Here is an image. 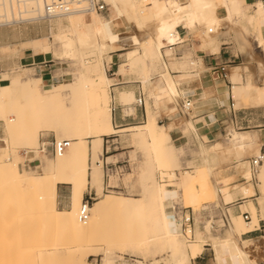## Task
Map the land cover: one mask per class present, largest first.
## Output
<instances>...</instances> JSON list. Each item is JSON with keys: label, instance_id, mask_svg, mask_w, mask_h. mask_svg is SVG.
<instances>
[{"label": "bare ground", "instance_id": "6f19581e", "mask_svg": "<svg viewBox=\"0 0 264 264\" xmlns=\"http://www.w3.org/2000/svg\"><path fill=\"white\" fill-rule=\"evenodd\" d=\"M104 1L111 5L115 13L111 18L104 19L94 10L87 13L76 10L64 14L68 17L65 29L63 28L65 25L63 22H57L59 31L54 37L64 47V51L59 53L60 59L77 62L76 77L71 82L62 83L61 88L53 87L52 90L47 92L39 91V87H41L40 78L20 82L8 81V83L0 85V119L7 133L3 141L6 147L8 143L13 145V138L17 136L18 148L31 149V152L35 156H40L42 173L38 177H32L25 171L19 172L15 162L19 158V151H14L12 159L9 158L3 161L4 158L2 159L1 153V150L4 149L3 147L0 148V166L4 167L13 180L24 186L26 193L29 195L27 201L28 208L40 216V235L42 238L51 237L50 234L52 235V232L54 234L57 232V235L59 234L64 237V240L91 241L103 224L104 217L107 214H134L137 218L136 226L143 232L142 236L137 239L138 245L151 247L154 249V255L158 254L156 251L166 248L172 255H180L179 258L177 257V264H188L189 257H193L200 252L204 244L202 245L200 244L202 242L198 243V241L192 243L189 241V244H185L187 237L182 232L181 217L179 220L174 218L172 205L166 204L163 198V189L155 184L151 171L145 168L143 162L139 170L133 173V175H136V185L143 191L142 198L103 194L102 197L89 205V215L86 222H82L79 219V211L83 203V193L88 185L96 190L98 196L102 194L103 177L101 173V161L98 158V153L101 150L102 136L118 133L112 126L111 114L105 113L101 106L106 104L110 99V96L105 91V88L111 84L105 74L104 64L92 65L89 59L84 58V55L90 50H96L101 55L107 46L114 43L126 42L132 48L126 52L127 62L123 64V72L136 69L142 70L144 65L146 67L150 65L152 72L161 70L163 84H150L147 87L148 101L145 103V106L143 104L147 118L141 126H138L141 129L133 134L130 139L132 144L142 150H150L152 164L158 170L163 172L170 168H181L180 157L173 149L172 133L170 134L177 127L176 123L174 124L171 120L165 126L160 125L157 122L156 114H158L157 110L160 108L172 111L178 110L177 105L174 103L177 100L178 105H180V111L182 110L181 112L186 116L190 115L188 111L189 106H191L190 101L183 103L180 99L181 93H189L181 91L179 85L180 81L191 76V71L187 72L186 69L193 63H191L192 61L189 62L187 55L184 54L185 56L180 61L174 59L167 64L164 58L171 55L167 54L165 49L183 41L178 32V27L183 24L184 29L187 30L186 32L195 30L197 33L199 31L206 36L204 47L209 48L211 51H218L219 43L216 42L218 36L228 35L233 26L240 20L246 21L249 25L254 22L260 24V21L264 20V6L262 3H258L251 13H245L243 6L236 2V0H186L184 2H181V0H164L162 3H159L157 0ZM147 1L151 3L148 9H152L150 17L155 24L153 26L154 29H151L153 30L151 31L152 33H149L150 30L146 33L144 31L143 33L145 34L143 35L142 33L141 35L143 36L141 37L140 34L136 33L121 36L115 32L114 20L121 15L126 17L125 19L129 21L127 23L141 27L144 18L140 8L146 6L148 4ZM14 4H16V12L13 9ZM21 5H23V10H20ZM220 7L225 10L222 17L217 15ZM64 15H47L43 0H0V25L10 24L15 21L32 20L38 17L51 18ZM235 21H237L236 24ZM204 41L202 40L203 43ZM243 42L244 45L247 43L244 40ZM246 45L248 47L249 43ZM262 51L264 52V49ZM249 57L258 65L257 72L259 77L264 80V64L259 60H255L250 54ZM171 70H176L179 74L172 76ZM141 78L145 79V76L141 74ZM240 78L241 74L236 66L229 74V80L233 84V91L231 90L232 98L235 101H239L243 96H249L252 106L261 107L264 105V88L256 86L257 83L254 85L252 81L235 85ZM63 93H66L68 97H63ZM134 98L132 90L118 92V100L120 102L131 103ZM19 99L25 100L26 106L18 104L17 101ZM7 106L10 112L16 114L15 117H9L12 113L9 114ZM48 107L57 110L60 114L58 118L50 124H42L39 120L36 121L34 119V117L36 118V113L42 108ZM48 126L64 132L63 135L59 134L57 136L58 139L56 141L66 140L69 143L65 151L54 156L55 160L53 162L46 157L45 150L41 152L39 151L40 146L37 147L38 132L40 129ZM195 128L194 124L186 117L184 126L181 128V133L189 132ZM88 139H91L90 144L88 143ZM248 141H252V139L248 138ZM200 150L201 153L203 151L207 152L206 154L212 155L211 157L216 161V164L218 159L219 164L238 163L241 167L240 163L246 153L244 138L242 135L237 134L229 136L224 142L215 143L208 149L203 147ZM256 153L258 154L256 158H261V162L257 164V167L262 163L258 178L263 183L264 154H260L259 150ZM7 155H4L5 159ZM106 163L108 164L105 161ZM245 166L247 167V165ZM246 167L244 168L246 171H244L243 177L244 179H249L251 173ZM221 169L223 168L221 167ZM207 170V179L204 180L200 189L191 182L186 183L182 187V200L193 209L200 207L202 204L215 202L224 205L230 203L232 200V194L229 193L227 188L216 189L215 180L217 178L215 177L218 176H216L217 174L214 169L207 167ZM109 174L116 175L115 172H108L107 177ZM225 177H223L224 182H229L228 179L232 178H229V176ZM223 180H221L222 183ZM61 183L69 185L70 207L68 210L56 208L57 185ZM106 187L115 188L117 186L107 185ZM240 191L248 197L254 194L251 184L242 187ZM219 193H222L221 197ZM260 193L261 198H258L260 200V211L264 216V186L260 188ZM249 206L252 215L251 217L249 215L250 221H246L248 223L245 225L251 223V219H254L256 216V208L252 204H249ZM231 217L233 219V226L229 225L226 235L222 237L210 235L208 238V241H211L215 249L214 259L216 260V264H224V261L228 262V264H258L250 254V249L255 245L253 240H242L241 238L243 234L249 231L234 215H231ZM242 219L245 221L243 216ZM205 228L209 232L212 225L210 226L209 223ZM190 234H192V229L190 230ZM195 234L197 237H200L198 229H196ZM57 235L55 234L56 238ZM57 240L59 241V236ZM59 242V245H61V241ZM211 244L208 245L211 246ZM64 247L65 244L62 246V249H66V253H74L78 250V248ZM51 249H48L51 252L44 251V256L55 257L60 254L58 250L52 251ZM100 252L103 255L102 264H116L117 258H115L110 246H106L103 251L100 249H90L89 251L88 249V251L83 253L82 258L91 254L98 255ZM136 264H140V262L136 261Z\"/></svg>", "mask_w": 264, "mask_h": 264}, {"label": "rangeland", "instance_id": "374dc122", "mask_svg": "<svg viewBox=\"0 0 264 264\" xmlns=\"http://www.w3.org/2000/svg\"><path fill=\"white\" fill-rule=\"evenodd\" d=\"M101 1H103V3L106 5V10L103 12H97L99 16L104 19L113 17L115 13L111 5L107 4L104 0ZM157 1L159 3H162L164 0H157ZM184 1L186 0H181V2ZM236 2H238L240 5H245L243 7L245 13H251L255 9L256 5L258 3H261L260 0H254L250 2H246L245 0H236ZM147 3L148 4L146 6H142L140 8L141 14L143 15L144 18L141 27H136L132 23H127L129 21L125 19L126 17L124 15H121L120 17H116L114 20L115 32H117L121 36L130 35L132 33L141 35L144 31L146 33L149 32V30H150L149 33H152L151 31L153 30L151 29L152 28L154 29L153 26H155V24L153 23L154 22L153 19H151L150 17V12L152 9H148L151 3L148 1ZM22 8L23 5H21L20 10H23ZM13 9L14 12H16V4H14ZM224 13L225 10L221 7L217 11V15L219 17H222ZM67 18L68 17L66 15L61 17H51V18L38 17L32 20L15 21L13 23L0 26V32L4 33L8 39L18 37L29 41L25 44H20L18 46H13L11 48L9 47L1 48L0 53H17L20 49L29 48L31 49L32 53L34 54H39V52L45 53L46 55H48L49 58L53 60L51 62V64L53 65L51 70H53V75L55 76L58 83L52 85V84H45V82L43 81V84L52 85V86L47 90L46 89L43 90L42 88H40L39 90L40 92L50 91L52 90L53 87L61 88L62 83H69L72 81L73 78L76 77L75 70L77 69V62L64 61L60 59L59 53L64 51V47L60 45V43H58V41L54 37L55 34H57L59 31V26L57 22L61 21L63 22V24H65ZM236 23L237 21H235V24ZM63 28L64 29L66 28V24L64 25ZM186 31L187 30L184 29L183 26L178 28L180 37H184L188 35L187 38H192L193 40L200 42L202 44V47L206 48L204 47V44L206 42L205 35L201 34V32L199 31L197 33V31L195 30H191L188 32ZM223 31H225V29H223ZM145 33H143V35ZM143 35H141V37ZM204 37L205 39H203ZM241 37L243 38L245 43L247 42L246 44L249 43L250 47L249 46L246 47L247 46L246 44H245L246 46L244 45V42ZM202 40L203 41L205 40L204 43L202 42ZM240 40L242 41L243 44L241 43ZM216 42H218L219 44L224 43V47L227 48L225 50L241 55V57L238 59V62L236 63V66L238 67V71L241 74V78L236 82L235 85H241L242 83L252 81L254 85L257 83L256 86L264 88V82H263L264 80H262V78L259 77V74L257 72L258 65L255 63V61L251 60V58L249 57L250 54L251 56L254 57L255 60H259L262 64H264V58H263L264 52L262 51L264 49V20L260 21V24L254 22L251 25L247 24V22L244 20L243 21L240 20L235 26H233L232 30L229 31L228 35L218 36ZM261 43H263L262 44L263 48L262 46H260ZM184 44L172 46L173 49L171 50V53H167L170 54L172 57L170 56L164 59H166L165 61L168 64L174 59L180 61L185 55H187V60L189 62L192 61L191 63H193L194 65L193 64H192L193 66L189 65L186 71L187 72L196 71L197 69L196 63L193 62L194 60L192 59V50L188 45H184ZM181 45L183 46L179 47ZM42 46L43 48L39 49ZM131 48L132 47L128 45V43L126 42L114 43L107 46L106 50L102 52L101 55L96 50H90L84 55L85 56L84 58L89 59L92 65H98L99 63L104 64L105 74L108 80L110 79L109 80L110 84L114 85L115 83L116 84L121 83L114 86L110 85L107 88H105V91L110 96V99L107 101L106 104H103L101 106L103 107V110L107 114L113 113L112 111L113 107L116 108V111H118L117 109L119 110L124 109V113L126 115L133 114L134 108L137 109L144 108L143 105L141 107H137L135 105V101H134L135 98L131 103L120 102L117 99L119 91L132 90L133 89L132 86L137 87L144 94V101H145L144 106H145V103L148 101L147 87L150 84L152 85L163 84L161 70H158L157 72H152V67L150 65H148L147 67L144 65L142 70L136 69V70H128L126 72L122 71L123 64L127 62L126 52H128V50H130ZM167 58L169 60L171 58V60L169 61ZM172 72H176V70H171L170 73L172 74ZM213 72H217L214 75V79L219 80L222 79L223 77L225 78L227 70L220 71L218 69L212 71V73ZM141 74L145 76V79L141 78ZM3 76H7L8 78L11 79L13 77L25 78L26 76L36 77L40 75L37 73V70L34 67H23V68L12 69L10 74H6ZM123 81H131V83L122 84ZM6 83H8V81L5 82L4 84ZM180 88L183 90L181 86ZM231 90L232 88L229 90L230 92L229 95L230 98L232 99L233 109L235 110L244 109L243 111L254 114L255 116L258 117V121L253 123L254 124L260 123V119H261L260 116L264 112V105H262L263 107L252 106L251 100H249V96L248 97L243 96L242 99L240 98L239 101H235V99L232 98L233 90L232 91ZM187 95L188 94L181 93L180 99L182 100L183 103H185L186 101H190L191 106H189L188 109L190 115L186 116L181 112L182 110L180 111L179 109L180 105H178L177 100L176 102H174L178 108L176 112L168 113L165 109L160 108L159 110H157L158 114H156V117L157 115H159V113L161 115V118L167 117L165 119H162V121H160L159 118H156L157 122L160 125L165 126L171 120L172 122H174V124L176 123L175 125L177 127L173 130L174 132H170V134L172 133L171 138L173 142V149L175 152L179 154L180 157L181 168L180 167L177 169L170 168L162 172L152 164V156L149 149L142 150L141 148L132 144L130 138L133 136V134L137 133V131L141 129L138 126H141L146 121L147 113L145 112L146 117H144L143 120L140 119L139 122L118 127V128H125V126L127 127L133 126L131 127V129L129 128L125 130V132H120L115 135L102 137L101 170L103 175V188H102V194L99 196L94 195L93 191H91L92 197L94 198L91 201V204L94 203L100 197H102L103 194L111 195V196L142 198L143 191L142 189H139L138 185H136L137 184L135 180L136 175L135 174L133 175V172H137L139 165H141V163L143 162L145 168L151 171V175L153 176V180L155 184L163 189V198L166 204L172 205L174 218H176V220H179L181 214L190 215L192 219L193 237L192 240L187 239L186 241L185 239L186 242L185 244H189V241L190 243L198 241V243L202 242L200 244L202 245L204 244L200 252H198L193 257H189V260L187 259L188 264H216V260L214 259L215 249L212 246L213 244H211V241H208L209 240L208 238L210 237V235L217 237H222L226 235V231L228 230L229 225L233 226V221H232L233 219L231 217L230 212L227 211L230 217V224L223 225L220 209L226 210V207L233 205L236 202L226 206L222 205L221 203L219 204L217 202L208 203L205 205L202 204L200 205V207L193 209L190 205H187L183 202L181 197L182 187L186 183L191 182L196 187H198V189H200V186L202 185L204 180L207 179V172H208L207 167L213 168L217 174L216 176H218L215 177L217 178V180H215L216 189L221 190L227 188L228 191L232 194L231 202L234 201V193L235 192L242 193L240 191L241 188L244 186H248L249 184H251L252 188L255 189L256 192L258 191L257 197L261 198L260 188L264 186V182L262 183V180L261 183L259 182L258 174H256V181H250L251 177L249 179H245V181L247 182L244 181L243 175L245 173L244 171H246L244 169L246 167L245 165H247L246 169L247 170L249 169L251 175L253 173L250 163L247 162V157L256 158L258 154L256 153L255 148L252 147L246 151V153L244 154L245 158L243 157V160L240 163L242 167L238 165V163H228L230 165L224 163V165H222V163L219 164L218 159L216 164V161H214V159L211 157L212 155L206 154L207 152L205 153L203 151L202 154L200 150L203 147L208 149L217 142H224V140H226L230 134L228 131L231 132L250 131L251 129L246 128V126H250L253 123L249 124L248 122H243L234 125L229 121L221 127L220 131H217L215 134H213L212 137L199 138L198 136L200 135L199 132L196 130V128L189 132L181 133V128L182 126H184L186 117L189 118L191 122H193L191 118L193 115L192 109L194 108V102L191 98L186 99L185 97H187ZM64 96L68 97L66 93H63V97ZM17 102L21 106H26V101L23 99H19ZM118 102L120 103V106H118L117 104ZM7 110H8V106H7ZM8 112L9 114L12 113L11 115H9L10 118L11 116L12 117L16 116L15 113L10 112L9 110ZM59 115L60 114L57 112V110L48 107L39 110L38 113H36L35 115L36 118L34 117V119H36V121L39 120L40 123L42 124H50L52 121L58 118ZM181 122L183 125L181 124ZM114 126L115 123L113 122V127ZM249 133H255V132H249ZM249 133H245V134H249ZM59 134L63 135L64 132H62L60 129H55L49 126L40 129V131L37 134L38 135L37 147H39L41 143L44 144L52 143L54 140L58 139L57 136ZM6 136L7 133L4 130L3 122L0 119V148L2 147L4 148L2 149L3 152L1 150L2 159L3 158L5 159L4 155L8 154L7 158L5 160L3 159V161H6L9 158L12 159L14 151L18 150L19 158L15 161L18 171L19 172L25 171L27 174L31 175L32 177L40 176L42 173L40 156H35L33 152H31V149L18 148L17 136L13 138V145L8 143L6 147V144L3 141L4 137ZM90 140L91 139H88L89 144H90ZM46 156L47 158H49L51 162L55 160V157L52 155H46ZM107 157L110 158L106 160ZM105 161L112 164L116 163L115 166L122 167L121 168L122 173H116V175H113L114 177H112L111 180L112 184L110 185H114L117 187H124L123 190L111 189L106 187L108 185L107 182L109 180V177L106 176L107 174L105 169L106 168ZM221 167L223 169H221ZM256 170H258L259 173V168L257 166H256ZM225 176L227 177L229 176V178L230 177L232 178L228 179L229 182L225 181L226 182L225 183L223 180L224 178H226ZM221 180H223V183ZM88 193H90L89 188H87L84 191L82 199H85V196ZM63 195L64 197H62ZM219 195L221 197L222 193H219ZM28 196L29 195L26 193L24 186L13 180L11 175L8 172H6L4 167L0 166V264H85V263L102 264L103 255L101 252L98 255L91 254L85 258H82V256L85 251H88V249L89 251L90 249H100L103 251V249L106 246H110V248L112 249L115 258H117L116 264H122L123 262L122 257L126 258L127 256L132 257L136 261L144 260L151 262L153 264H177L176 262L178 260L177 257L179 258L180 255H172V253L166 248H163L160 251H156V253L158 254L154 255L153 254L154 249H152L151 247L146 245H142V246L138 245L137 239L142 236L143 232L141 229L137 228L136 226L137 218L134 214H126V213L107 214L104 217L103 224L101 225V227L99 228L93 239H91V241L83 242V241H71L68 239L64 240L63 239L64 237L60 236L59 234L57 235V232H55V234L57 235V238L59 236V241H61V245H59L60 242L57 240L54 232H52V235L50 234L51 237L47 236L48 238L47 237L42 238L40 235L41 233L40 216L39 214L37 215L36 212L28 208V202H27ZM256 203H257V205L255 204L257 206L256 216L254 219H251V223H249L248 225H245L248 222L243 221L241 215H234L236 219L240 220L241 223L246 226L248 231H251L254 229V227L258 226L259 218H261L264 221V216L260 211V200L257 199ZM249 204L252 203L249 202ZM249 204H248V209L251 217L252 212L250 210ZM69 207H70L69 186L58 185L56 208L59 210H68ZM242 209L245 210L244 207ZM208 222L210 223V226L212 225V228L209 230V232L205 228L206 225H209ZM196 229H198L200 237L196 236L195 234ZM243 235L241 236V238L242 240H245V238L247 237ZM262 235H264V233H262ZM259 238L257 237L252 239L255 245L250 249L251 252L250 254L254 259V261H256L258 264H263L264 237H259ZM63 243L65 244L64 248H69V247L78 248L77 252L66 253L67 250L62 249V246H64ZM208 244H211V246ZM212 247L214 250L212 249ZM48 249H51L52 251L58 250L60 254L56 255L57 257L44 256L43 254L44 251L51 252ZM201 252L204 253V255L200 256V257L204 256L203 260H199L197 258L199 255H201ZM224 264H228V262L224 261Z\"/></svg>", "mask_w": 264, "mask_h": 264}, {"label": "crops", "instance_id": "0c3cea01", "mask_svg": "<svg viewBox=\"0 0 264 264\" xmlns=\"http://www.w3.org/2000/svg\"><path fill=\"white\" fill-rule=\"evenodd\" d=\"M245 1L250 2L254 0H245ZM241 6L244 7L245 5H241ZM263 10H264V7H263ZM181 26L185 28L183 24H181L178 28H180ZM187 37L188 35L181 37L183 41L179 44L185 43L184 45H188L190 47V49L192 50V59L196 63L197 69L196 71L191 72L192 74L190 77L180 81L179 89L183 91L184 93H189L186 99L191 98L194 102L195 106L192 109L193 115L191 119L193 120L192 123L196 127V130L199 132L200 136L198 135L197 136L199 138L200 137L201 138L202 137H212L213 134H215L217 131H220L221 127L229 121L234 125H237L243 122H248L250 124V123L258 121L257 116H255L252 113L243 111L244 109H239V110L233 109L232 99L230 98V95H229L230 93L229 90L232 88V85H233L231 81L229 80V74L232 72L233 68L236 67V63L238 62V59L241 57V55L225 50L227 48L224 47V43L219 44L218 51H211L208 48H203L200 42L195 41L192 38H187ZM27 42L29 41L22 39V38H18V37L8 39L4 33L0 32V49L4 47L11 48L13 46L25 44ZM179 44H176V45H179ZM172 46H169L168 48L165 49L167 53H171V50L173 49ZM182 46L183 45L179 47H182ZM41 48H43V46L40 47L39 49ZM52 61L53 60L49 58L48 55H46L45 53L39 52V54H34L29 48L20 49L17 53H0V85H3L7 81L20 82V81H26L28 79L40 78L41 87H39V90L40 88H42L43 90L44 89L47 90L53 84L57 83V80L55 76L53 75V70H51L53 66L51 64ZM23 67H34L40 76H36V77L26 76L25 78L13 77L11 79L8 78L7 76H3L6 74H10L12 69L23 68ZM221 68H223L224 71L227 70L225 78L223 77L222 79H219V80L214 79V75L217 72L212 73V71L218 70V69L221 70ZM178 74H179L178 72H172L173 76H177ZM43 81L45 82V84H52V85H45L43 84ZM130 83L131 81L122 82V84H130ZM118 84H121V83H118ZM118 84L115 83L114 85H118ZM180 86L183 88V90L180 88ZM132 87H133L132 91L136 99L137 93L140 90L135 86H132ZM117 104L118 106H120L119 102ZM143 109L134 108L133 114L126 115L124 113V109H121V110L117 109L118 111H116V108L113 107L112 109L113 113H111L112 126L114 122L115 123L114 127L118 131V133L125 132V130L133 126H128V127L125 126V128H118V127L123 126V125H128L131 123H135V122H139L140 119L143 120L144 117H146L145 109L144 111ZM166 111L168 113H174L177 110L176 111L166 110ZM156 118H159V120L162 121V119H165L167 117L161 118V115L159 113V115H157ZM260 118H261L260 123L258 124L253 123L250 126H246V128L251 129L250 131H247V132L228 131L230 133L229 136L233 134L243 136L244 143H245V152L248 149L253 147L255 148V151L259 150L260 154H264V112L260 116ZM249 132H255V133H249ZM245 133H249V134H245ZM103 136H111V135H103ZM248 138H251L252 141H248ZM101 150H102V140H101ZM101 150L98 153V158L100 161H101V152H102ZM108 158L110 157H107L106 160ZM252 159L253 157H247V162L250 163ZM261 166H262V163L258 165L259 172H260ZM138 170L139 168L137 169V171ZM101 173H102V170H101ZM256 174L259 175L258 170L256 171V173H252L250 181H256ZM113 175L114 174L108 175L109 177V180L107 182L108 185L112 184L111 180H112V177H114ZM259 182L261 183L260 180ZM58 185H67V184L61 183ZM87 188H89L90 191H93L95 195L97 196L96 190L94 188H91L89 185ZM257 192L254 189V194L249 197L245 196L242 193L235 192L234 201L228 204H224V206L236 202L235 204L226 207V210L230 212L231 215H242L243 213H248L250 215L248 204L249 202H251L255 208L257 207L256 206L257 205L256 200L258 199ZM62 197H64V195ZM243 207L245 208V210L242 209ZM262 233H264V221L261 218H259L258 226L254 227L253 230L249 231L247 234L243 236L247 237L245 238V240H252L257 237H264ZM202 255H204L203 252H201V255H199L197 258L199 260H203L204 256L200 257Z\"/></svg>", "mask_w": 264, "mask_h": 264}, {"label": "built area", "instance_id": "2783aa9c", "mask_svg": "<svg viewBox=\"0 0 264 264\" xmlns=\"http://www.w3.org/2000/svg\"><path fill=\"white\" fill-rule=\"evenodd\" d=\"M261 3L264 6V0H260ZM45 11L47 15H64L71 13L73 11L79 10L82 12H90L94 10L95 12H103L106 10V5L103 3L101 0H43ZM220 71H224L223 68H221ZM144 104V94L142 91H139L137 93L136 99H135V105L137 107H141ZM68 141L66 140H61V141H56L54 140L50 144H45L41 143L39 147V151L45 150L47 155H52L56 156L57 154L62 153L63 151L66 150L68 147ZM261 162V158H253L250 161V165L252 168L253 173H256V166L258 163ZM116 163H106V174L108 172H115V173H122V167L121 166H115ZM107 176V175H106ZM164 181V180H163ZM245 181V179H244ZM246 182V181H245ZM111 189H117V190H123L124 187H115ZM95 195V193L93 192ZM94 198L92 197V193H88L85 196V199H83V203L80 207L79 211V219L82 222H86L88 215H89V205H91V201ZM221 213V218L223 225H229L230 224V217L227 213V210L225 209H220ZM243 218L245 221H250L249 219V214L248 213H243L242 214ZM181 220H182V232L184 235L187 237V239L192 240V234H190V230L192 229V219L189 214H181ZM123 262L122 264H135L136 260H134L132 257H122ZM140 264H153L148 261H139Z\"/></svg>", "mask_w": 264, "mask_h": 264}]
</instances>
